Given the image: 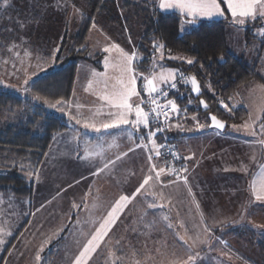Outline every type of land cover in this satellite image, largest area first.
Instances as JSON below:
<instances>
[{
    "label": "crops",
    "instance_id": "1",
    "mask_svg": "<svg viewBox=\"0 0 264 264\" xmlns=\"http://www.w3.org/2000/svg\"><path fill=\"white\" fill-rule=\"evenodd\" d=\"M153 1L158 7L167 0ZM171 9L189 19L219 20L218 14L193 17L179 7ZM40 12L37 9V18L44 16L43 4ZM84 67L81 73V69L76 71L70 98L59 105L58 114L66 118L67 129L53 136L35 171L23 173L32 183L30 197L0 192V219L3 218L1 213H11L10 209L26 213L18 225L10 226L11 229L0 227V232L7 231L9 242L4 245L0 264L3 261L5 264H73L121 196L127 197L120 202L122 211L117 213L116 223L107 229V235L88 258V264H107V261L108 264H126L134 253L126 255L125 252L151 250L154 240L142 239V236L160 235L159 220L164 216L171 221L174 218V197L167 184L166 166L156 154L159 149L155 136L150 140L143 125L104 130L102 125L111 122L115 115L110 114L117 110L102 97L113 98L120 84L99 80L87 73L91 67ZM145 84L136 81L140 95L130 102L135 106L143 101L141 107L147 112L144 102L151 95L147 94ZM168 101L177 104L174 98ZM188 113L187 108L173 112L175 117L168 123V129L187 171L185 188L193 194L187 199H192L193 208L197 207L192 214L201 223L205 221L212 234H219L214 230L228 231V240L221 239L226 242L221 248L231 257L244 264H264L260 250V245H264V200L255 198L264 195V144L259 143L264 140V121L240 131L232 130L235 126L232 123L226 124L224 130H217L209 127L205 115ZM129 119H135L134 113ZM190 121H195L196 130L192 133L182 126ZM212 157L213 173L209 169ZM161 168L164 172L157 179L156 172ZM146 177L148 183L137 192ZM202 186L205 187L200 190ZM213 186L218 187V194L212 192ZM164 204H168L169 211ZM45 208L53 219H61L59 228L48 234L49 241H45V227H40L39 221L36 225L32 223L33 218L45 219ZM177 216L181 221L175 226L179 229L176 233L191 234L193 228L189 230L187 222L183 221L189 215ZM210 218L213 224L209 223ZM161 225L166 229L163 223ZM12 256L17 258V263L12 262ZM114 260L115 263H110ZM228 264L236 262L229 259Z\"/></svg>",
    "mask_w": 264,
    "mask_h": 264
},
{
    "label": "rangeland",
    "instance_id": "2",
    "mask_svg": "<svg viewBox=\"0 0 264 264\" xmlns=\"http://www.w3.org/2000/svg\"><path fill=\"white\" fill-rule=\"evenodd\" d=\"M155 1L159 2L161 0ZM220 1L223 2L227 14L219 0H217L222 14H218L216 17H219L218 19L220 20L226 19L227 16H229L232 22L225 25L226 41L229 52L236 58L243 60L249 67L253 68L256 73L264 78V8H261L259 4L255 6V18L251 15L246 17H240L237 15L236 17H233L228 4L225 3L224 0ZM165 2L173 3L174 0H167ZM237 2L243 5L247 3V0H237ZM261 2H264V0H261ZM42 4L45 16H48L47 18H50V21L30 22V10L33 9L35 12V10L41 8ZM158 7L161 9L160 6ZM239 10L240 9H238V12ZM161 11L170 12L173 10L171 8H166L161 9ZM83 15H89L87 0H39L38 7L36 6V3L31 0H0V25L3 26V24H7L10 28L4 30V36L6 33L7 36H14L12 44L9 43V38L5 41L3 37H0V88L16 93L22 98H29L34 103H41L46 109L59 113L58 111L61 109L59 105H61L60 102L62 101L52 102L35 97V95L29 90V84L34 78L33 76L42 71V69L46 68L45 71H47L48 65L54 60L53 58L56 55L65 32L67 31L68 37L74 35L78 30ZM12 17H19L21 19L20 23L15 21V24H13V21L11 20ZM241 20H244V23H241ZM247 20H252L248 21V27H250L252 23L255 24V26L250 27L248 30L250 34L248 41L244 38V25ZM27 22L29 24H27ZM101 23L103 24L102 19L95 17L94 23L92 24L86 38V44L89 46V54L100 53L102 55V58L99 59L101 68L97 69L89 62L79 61L77 69H81L79 70L80 73L82 69H85L84 66H88L91 68H89L88 72L87 70H85V72H90V75H95L99 80L120 84L119 81L121 79L125 81L128 79V76L122 72L125 54L130 56L134 55L135 59L132 67L134 69L136 81L146 83L148 79H153L157 88L161 90L162 87L164 88L173 85V82L176 83L179 78L177 67L173 65H165L164 63L162 64V59L184 60L188 63L189 61H192V59L187 58L186 56L167 53L162 47H154L151 45L147 47V51H151V58L147 59L149 70L143 72L144 69L137 68L145 65V56L142 53L139 54L135 48L136 40L134 37L137 36V32H135L136 27L127 26V31H125L126 35L125 33L122 34V28L117 27V25L113 27V31H111L112 29H109L119 40L118 41L112 36V34L109 33V35L103 31L104 29L99 26ZM16 25L20 28L18 33L17 31L12 32ZM33 26L35 31L33 32V35L30 36L31 27ZM15 36H17V39H15ZM27 42L29 44H27ZM32 45L39 49L40 55L42 51L45 53L44 61L38 57L36 50L32 51ZM105 49H107V51H105ZM114 69H121V71L115 72ZM161 74L167 77L166 81L159 79ZM179 86L183 87L184 85L179 84ZM203 86L205 89L208 88L207 84H204ZM170 94L168 95V100L170 99ZM148 100L144 102L147 112L149 109L148 113H150L149 125L147 127L148 134L149 132L155 131L160 126H165L166 133L171 137L175 144L174 136L168 129V123H170L171 119L175 117V114H173L172 111H168L169 118L167 120H165L163 116L156 117L153 114V111H150L152 104L149 103ZM228 102L229 109L243 107L247 111V116L244 119L240 122L232 123L236 126L234 128L231 127L232 130H244L259 125L262 120L264 121V85L261 83L252 80L244 83L231 96ZM186 104L188 107L185 106ZM186 104L182 107L176 104L178 106L177 112L179 113L185 108H187V112H190L188 109L192 108L191 105L197 107L198 101H193L187 98ZM53 105H55V107H53ZM221 106L223 107L224 105L221 104ZM26 114L24 108L14 109L11 113L5 111L2 113L1 125H4V122H10V120L16 121L18 118H21ZM200 114L204 115L203 113ZM182 126L185 130L189 131V133L196 130L195 121L182 124ZM160 138H162V135L156 132L155 139L158 140ZM160 142L161 139L157 141L160 158L166 166L169 179L167 184L171 187L174 197V202L172 204L174 218L171 221V219L164 216L159 220L160 228L157 227V231L160 235L142 236V239L154 240L155 242V245H150L151 250H147L145 253L143 252V254L146 255L137 257L133 251L125 252L126 255L128 253H134V257L131 256L129 260H126V264H228L229 259H231V262H236V264H244L240 260L231 257L227 250L221 248V246H224L226 243L225 241L228 240V231H223V229L214 230L219 234H212L210 233L211 229L206 227L205 221L201 223L200 220L197 219L198 217L196 218L195 214H192V211H197V207L193 208L192 205H190V203L193 202L192 199L189 200L187 197L193 194L191 190L188 192L185 188L187 183H185L184 180H178L177 175L170 169L167 160L161 152ZM217 142H220V139H217ZM215 150L216 149H213L212 151ZM213 160L214 157L209 160V169L212 173L214 172L212 165ZM0 171L2 170L0 169ZM186 173L187 171L184 168L182 174L179 175L186 176ZM216 173L218 174V171H216ZM16 174L21 175V173L18 172H16ZM204 187L205 186H202L199 189L201 190ZM216 190H218V187L213 186L212 192L214 191L217 193ZM217 194L213 193L212 195L218 197ZM164 205H166L167 211H169L168 204ZM44 210L46 215L45 219L38 220L33 218L32 223L33 225H36L39 221V226L45 227V241H49L48 239L50 238V235L48 234L54 233L55 230L59 228L61 219H53L52 213H50L47 208ZM10 212L11 213H1L3 218L0 219V227H8L11 229L14 225H18L20 218H23L26 214L19 210L14 212L13 209H10ZM186 213L189 215V218L183 221L187 222L189 230L193 228L192 230L194 231L191 232V234H184L183 232H180V234L176 233L179 229L175 228V226L181 221L177 215H184ZM208 221L210 224L214 223V220L211 218ZM63 223L64 220L62 219V225ZM161 223L164 224L166 229L163 228ZM11 225L12 227H10ZM6 232H0V240L3 241V243H0L1 258H3L4 255V245H8L9 243L8 240H6ZM221 239H225V241H222ZM189 257L192 259L190 260ZM12 262L17 263V258L12 256ZM111 262L115 263V260L110 261V263ZM1 264H5L4 261ZM9 264H11V262H9Z\"/></svg>",
    "mask_w": 264,
    "mask_h": 264
},
{
    "label": "trees",
    "instance_id": "3",
    "mask_svg": "<svg viewBox=\"0 0 264 264\" xmlns=\"http://www.w3.org/2000/svg\"><path fill=\"white\" fill-rule=\"evenodd\" d=\"M31 1L39 2V0ZM219 2L227 14L223 2L220 0ZM87 6L89 15L81 17L80 25L74 35L68 37L67 31L65 32L47 71H45L46 68L42 69L33 76L29 90L35 97L52 102L67 101L72 93L79 61L89 62L97 69L101 68L99 59L102 55L89 54V46L86 44V38L95 17L102 19V28L110 34L116 25L122 28V34L125 33V35L127 26L136 27L137 36L134 37L136 50L145 56V65L138 67L140 69L148 68L147 59L151 58V51H147V47L151 45L160 46L167 53L180 54L192 59V63L177 59H162L165 65L177 67L178 76L185 73L195 77L200 83L202 89L200 97L209 105V110L203 112L197 104V107L188 109L189 113H203L207 118V113L211 112L227 125L240 122L245 118L246 110L243 107L229 109L228 100L241 85L250 80L264 85V78L260 74L229 52L225 32V25L231 21L229 16L226 19L209 21L189 19L178 12L161 11L153 0H87ZM40 9L39 13L42 12ZM43 12L44 16L37 18V10L35 12L33 9L30 10V22L50 21V18L45 16L44 9ZM11 20L13 24L15 21L19 23L21 21L19 17H12ZM248 21L252 20H247L244 25L246 41L250 36L249 28L255 26L252 23L248 27ZM6 26L7 24L0 25V37H3L5 41L9 38V43L12 44L14 36H7V33L4 36V30L9 28ZM19 29L16 25L12 32L18 33ZM34 31L33 26L30 36ZM31 47L32 51L36 50L38 57L44 61L45 53L42 51L40 55L39 49L33 45ZM204 84L208 85V90L204 88ZM169 98H174L181 106L186 104L187 98L198 101V98H193L190 94V84L183 87L177 85V89L170 94ZM221 104L224 106L222 107ZM19 108H24L27 114L16 121L10 120L1 125L3 112L11 113ZM66 129V118L56 111L48 110L41 103H34L29 98H22L16 93L0 88V169L2 170L0 171V192L30 197L32 183L23 176V173L35 171L53 136ZM180 158L184 164L181 155ZM16 172L21 175H17ZM260 250L264 255V245H260ZM145 251L135 252V254L141 257L146 255L143 254Z\"/></svg>",
    "mask_w": 264,
    "mask_h": 264
},
{
    "label": "snow or ice",
    "instance_id": "4",
    "mask_svg": "<svg viewBox=\"0 0 264 264\" xmlns=\"http://www.w3.org/2000/svg\"><path fill=\"white\" fill-rule=\"evenodd\" d=\"M225 3L228 4L229 10L231 11L233 17H236L239 15L240 17H246V16H253L254 15V8L257 4L261 8H264V2H261V0H247V3L241 5L237 2V0H224ZM173 6L179 7L182 12L186 11L189 16H205V17H212L217 14H222L220 12L219 4L217 3V0H174L173 3H161L160 7L161 9L166 8H172ZM238 9L239 12H238ZM241 23H244V20L240 21ZM107 51V49H105ZM135 57L134 55H127L125 54L124 59V66L122 69V72L128 76L127 81L121 79L119 81L120 83V90L117 91L113 98H109L107 96L102 97L105 100H108L109 104L112 108L116 109L117 112L110 115H115V118L109 122L104 123L102 125V128L104 130H111V129H118L122 126L132 125L133 127L139 128L140 125H143L145 128L149 125V113L145 112V110L141 107V104L143 101H141V104H136L135 106L130 101L133 97L139 96L140 93L137 91L136 88V76L134 75V69L132 67L133 61ZM189 63H192V61H189ZM160 80H167V77L161 74L159 77ZM191 84L193 86V91H198L199 86L198 82L196 81L195 77L191 78ZM175 86L173 82V87ZM145 89L147 94L152 95L154 93L158 92V88L154 82L153 79H148L145 84ZM153 105H156V107L153 109V113L156 117L163 116L165 120L169 118V112H168V106H170V110L172 112L178 111V106L175 104L174 101H167L166 105H160L157 103V100L153 99L152 101ZM203 104L204 102L201 101ZM55 107V105H53ZM135 115V119H129L131 115ZM210 119L212 121V127L216 129H223L225 127L224 122L217 119L215 115H211ZM79 123V121H77ZM86 127L88 125H85ZM236 127V126H233ZM163 129L158 128L155 131L149 132V139L151 140L156 132L162 131ZM96 131H100V129H96ZM259 143L264 144V140L259 141ZM157 155H160L159 152L156 153ZM151 159V157H149ZM181 171H184L183 169ZM164 172V169L161 168L156 172V178H160V174ZM178 180H184L185 183H187L186 176L177 175ZM148 183V178H145L144 183L140 185V188H137V192H140V190L144 187L145 184ZM256 200H264V195H256ZM126 196H121L119 200L116 202V205L112 208L111 211L108 212L107 217L103 220V223H101L100 227L96 229L95 233L92 234L91 239L87 241L86 244H84L82 250L80 251L79 255L76 256L73 264H88V258L91 257V254L97 250L99 247V241L103 240L104 236L107 235V229H109L112 225H114L118 219L117 213L121 212L122 209L120 207V202L126 200ZM0 243H3L2 240H0ZM40 257L37 256V259ZM191 260L192 258L189 257Z\"/></svg>",
    "mask_w": 264,
    "mask_h": 264
},
{
    "label": "built area",
    "instance_id": "5",
    "mask_svg": "<svg viewBox=\"0 0 264 264\" xmlns=\"http://www.w3.org/2000/svg\"><path fill=\"white\" fill-rule=\"evenodd\" d=\"M175 86H166L159 90L157 93H154L150 98H149V103L152 104V100L155 99L157 100V103L160 105H166L168 101V95L176 90L177 85L183 84V85H188L189 84V76L185 73H182L179 75V78L176 83H174ZM177 84V85H176ZM156 107V105H153L150 107V111H153V109ZM169 111V108H168ZM149 112V109H148ZM150 114V113H149ZM154 114V113H153ZM159 128L163 129L162 131H158L159 134L162 135L161 142H160V147H161V152L164 156V158L167 160L168 165L170 169L174 172V174L179 175L182 174L185 166L181 161L180 154L178 153L174 142L172 141L171 137L166 133V127L165 126H160Z\"/></svg>",
    "mask_w": 264,
    "mask_h": 264
},
{
    "label": "water",
    "instance_id": "6",
    "mask_svg": "<svg viewBox=\"0 0 264 264\" xmlns=\"http://www.w3.org/2000/svg\"><path fill=\"white\" fill-rule=\"evenodd\" d=\"M193 76H189V84H190V94L193 96V98H198V104H199V108L203 111V112H206V111H208L209 110V105L205 102V100L202 98V97H200L201 96V94H202V89H201V86H200V83L198 82V86H199V90L198 91H193V86H192V84H191V78H192ZM201 101H203L204 103L202 104L201 103ZM211 115H214V114H212L211 112H208L207 113V118H208V120H209V127L210 128H214V127H212V121H211V119H210V116ZM216 116V115H215ZM217 117V116H216ZM217 119L218 120H220V121H222V122H224V124H225V126H226V122L225 121H223V120H221L220 118H218L217 117ZM214 129H216V128H214ZM225 129V127L223 128V129H217V130H224Z\"/></svg>",
    "mask_w": 264,
    "mask_h": 264
}]
</instances>
